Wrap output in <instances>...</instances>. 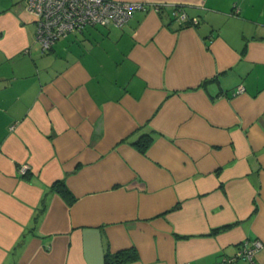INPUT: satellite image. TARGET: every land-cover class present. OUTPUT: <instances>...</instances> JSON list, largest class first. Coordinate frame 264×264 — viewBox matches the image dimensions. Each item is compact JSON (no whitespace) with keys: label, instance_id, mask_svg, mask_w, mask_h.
Wrapping results in <instances>:
<instances>
[{"label":"crops","instance_id":"crops-1","mask_svg":"<svg viewBox=\"0 0 264 264\" xmlns=\"http://www.w3.org/2000/svg\"><path fill=\"white\" fill-rule=\"evenodd\" d=\"M125 1L145 7L44 50L23 0H0V264H216L264 243V0Z\"/></svg>","mask_w":264,"mask_h":264},{"label":"built area","instance_id":"built-area-1","mask_svg":"<svg viewBox=\"0 0 264 264\" xmlns=\"http://www.w3.org/2000/svg\"><path fill=\"white\" fill-rule=\"evenodd\" d=\"M23 5L34 19L35 37L44 50L89 25L121 27L136 10L145 7L141 2L125 0H23ZM173 14L177 23L189 22L186 13L179 9ZM240 90L241 86L237 91ZM25 167L22 165L19 170L24 172ZM262 246L260 239L244 240L233 254L222 256L216 264H260L256 255Z\"/></svg>","mask_w":264,"mask_h":264},{"label":"trees","instance_id":"trees-1","mask_svg":"<svg viewBox=\"0 0 264 264\" xmlns=\"http://www.w3.org/2000/svg\"><path fill=\"white\" fill-rule=\"evenodd\" d=\"M153 130H149L142 133L135 140L131 141V144L141 153H145L153 141ZM50 189L56 191L62 198L71 204L74 201V197L70 190L67 188L63 179L54 181ZM233 224H225L215 227L211 230V233H217L230 228ZM137 259L136 250L133 247L119 250L116 252H106L103 257L104 264H122L125 262L133 261Z\"/></svg>","mask_w":264,"mask_h":264}]
</instances>
